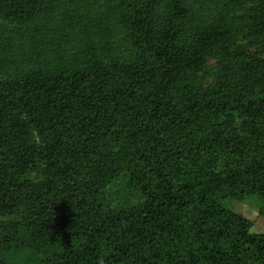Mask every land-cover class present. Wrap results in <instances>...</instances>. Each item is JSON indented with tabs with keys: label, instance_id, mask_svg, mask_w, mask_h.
<instances>
[{
	"label": "trees",
	"instance_id": "obj_1",
	"mask_svg": "<svg viewBox=\"0 0 264 264\" xmlns=\"http://www.w3.org/2000/svg\"><path fill=\"white\" fill-rule=\"evenodd\" d=\"M163 2L116 1V49L1 71L0 258L264 264V233L220 203L264 205V0ZM8 7L27 25L42 13ZM202 70L208 85L187 77Z\"/></svg>",
	"mask_w": 264,
	"mask_h": 264
},
{
	"label": "rangeland",
	"instance_id": "obj_2",
	"mask_svg": "<svg viewBox=\"0 0 264 264\" xmlns=\"http://www.w3.org/2000/svg\"><path fill=\"white\" fill-rule=\"evenodd\" d=\"M34 1L36 5L40 3L42 13L33 25H27L17 19L12 14L13 9L10 10L8 7V4L19 5L22 0L7 2L0 0V21L5 25L4 30L0 27V74L1 71H8L9 68H19V71H22L25 68L36 67L41 61L53 62L54 57L72 49L76 43L75 50L68 52V56L76 55V52H79L77 47L85 42L92 43L96 49H102L110 44L116 49L119 40L124 36L121 25L123 11L116 7L118 0H105L109 6V10L105 13L101 7L95 10L104 0ZM167 1L164 0L162 6H165ZM197 1L191 0L192 3ZM77 5L84 8L79 10ZM84 34L89 37L88 40L82 39ZM79 36L81 40H77ZM248 51L255 58H261L254 46ZM208 64L213 65L214 61H209ZM187 77H195L204 86L213 79L208 70L197 71ZM186 83H188L187 79L181 80L176 86L183 88ZM236 120L234 124L237 123L236 126L240 128L239 120ZM220 203L224 208L248 218L252 223L251 233H264V205L256 196H249L241 201L220 197ZM0 261L2 264L36 263L35 255L26 250L6 253Z\"/></svg>",
	"mask_w": 264,
	"mask_h": 264
}]
</instances>
